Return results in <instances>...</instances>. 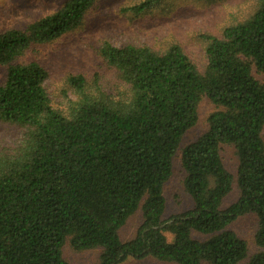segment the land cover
<instances>
[{"label":"trees","instance_id":"1","mask_svg":"<svg viewBox=\"0 0 264 264\" xmlns=\"http://www.w3.org/2000/svg\"><path fill=\"white\" fill-rule=\"evenodd\" d=\"M93 1L65 0L24 29L0 31V120L24 128L17 147L0 150V264H70L61 251L66 237L75 250L101 248L97 264L146 256L264 264V251L248 256L245 240L228 229L254 214L255 243L264 247V80L254 75L264 77V0L219 36H205L203 72L176 44L158 52L104 42L100 54L121 88L110 92L70 76L76 99L60 110L45 88V67L20 60L32 44L76 28ZM157 1L129 9L138 13ZM203 97L215 110L180 157L193 205L166 218L163 185ZM224 144L235 150V175L223 164ZM233 183L237 199L223 207ZM137 209L141 223L122 241L118 231Z\"/></svg>","mask_w":264,"mask_h":264},{"label":"rangeland","instance_id":"2","mask_svg":"<svg viewBox=\"0 0 264 264\" xmlns=\"http://www.w3.org/2000/svg\"><path fill=\"white\" fill-rule=\"evenodd\" d=\"M65 0H0V31L24 29L29 23L57 10ZM144 0H94L81 23L74 29L44 43L32 44L20 61L35 60L48 72L45 88L52 104L65 110L76 95L68 78L82 75L87 84L94 81L103 89L114 92L122 81L117 70L100 54L104 42L116 46L133 44L148 46L161 52L176 44L190 57L200 72L206 65L205 36H219L226 26L245 20L257 8L259 0H159L135 13L129 8ZM0 65V83L5 78ZM259 80L262 75L254 74ZM215 110L213 103L203 97L197 107V121L183 134L172 158V173L163 185L164 217L184 212L192 207L191 197L183 187L185 171L181 165V149L207 130L208 115ZM24 128L0 120V150H13L23 138ZM264 140V128L262 131ZM220 154L224 166L235 175L237 157L231 145H222ZM238 196L236 184L224 198L223 207ZM141 223V211L131 215L119 229L122 241L134 237ZM247 244V255L264 251L255 243L257 219L248 213L238 216L229 225ZM171 239V235L167 234ZM196 238L205 236L193 233ZM63 258L70 264H97L101 248L75 250L66 237L61 248ZM248 258L238 264H247ZM123 264H177L159 261L151 256L128 257ZM206 264V263H204Z\"/></svg>","mask_w":264,"mask_h":264}]
</instances>
